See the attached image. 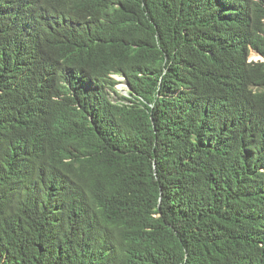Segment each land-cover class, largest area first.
<instances>
[{
    "label": "trees",
    "instance_id": "trees-1",
    "mask_svg": "<svg viewBox=\"0 0 264 264\" xmlns=\"http://www.w3.org/2000/svg\"><path fill=\"white\" fill-rule=\"evenodd\" d=\"M0 264H264V0H0Z\"/></svg>",
    "mask_w": 264,
    "mask_h": 264
},
{
    "label": "rangeland",
    "instance_id": "rangeland-1",
    "mask_svg": "<svg viewBox=\"0 0 264 264\" xmlns=\"http://www.w3.org/2000/svg\"><path fill=\"white\" fill-rule=\"evenodd\" d=\"M260 56H261V54H259L258 52L252 51L251 56H250V59L251 60H259V59H262ZM114 76H115L116 79L119 80V83L117 85V90L119 92L118 94H120V95H129L130 87L127 84V82L125 81V79L122 76H119V75H114ZM111 96L115 100L119 98V95H117L114 92L111 93Z\"/></svg>",
    "mask_w": 264,
    "mask_h": 264
}]
</instances>
